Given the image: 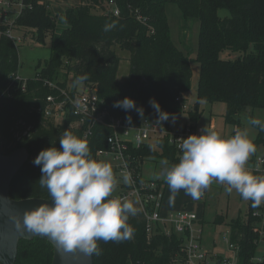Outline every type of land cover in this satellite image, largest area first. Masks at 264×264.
I'll return each instance as SVG.
<instances>
[{"label": "trees", "instance_id": "obj_1", "mask_svg": "<svg viewBox=\"0 0 264 264\" xmlns=\"http://www.w3.org/2000/svg\"><path fill=\"white\" fill-rule=\"evenodd\" d=\"M24 1L27 7L16 20V32L31 35L38 42H44L51 35V56L44 64L39 63L38 78L28 80L23 90L21 82H14L20 68L19 45L7 36L0 38V94H3L0 153L9 154L21 147L30 153L11 182L13 199L50 198L47 189L38 182L40 166L34 165L33 160L43 149L59 148V139L65 130L88 142L92 159L99 161L98 151L109 147L107 139L112 128L99 124L91 137L84 138L85 127L72 126L75 121L72 113H68L64 123L56 124L39 110L45 107L47 96L56 93L46 81L68 86L66 81L59 80L62 70L73 75L76 81L86 76L82 83L98 86L99 96L110 113L124 120L126 115H131L132 125H141L145 120L159 124L157 113L149 105L150 98H155L163 111L176 117L185 111V94L192 89L193 67L191 58L171 38L166 11L170 1L179 5L186 21L200 22L196 59L201 70L198 100L189 112L191 122L197 125L202 117L201 101L224 102L225 122L233 126V136L236 130H242V114L249 109L264 111V0H81L63 13L54 12L42 0ZM116 8L120 11L118 15L114 13ZM221 9L228 10L229 15L222 17ZM112 21L117 22L116 27L104 32V24ZM59 22L66 26L60 32ZM118 47L130 53V73L123 82L118 79L122 60ZM226 50L240 56L225 59L222 53ZM12 81L14 85L8 92L6 89ZM125 97L144 108L143 118L134 110L126 113L113 107L115 101ZM169 122L161 124L170 128ZM255 127L258 134L253 143L257 151L251 157L252 162L259 151L264 156V131ZM154 142L159 150L148 142L138 148L131 145L130 152L142 162L147 157L167 159L170 165L179 162L182 151L171 144L168 135ZM158 181L168 187L165 179ZM254 209L249 200V222H246L247 215L244 218L239 215L228 223L233 228L234 242L241 244L242 264L258 249L251 228ZM128 222L135 229L133 239L97 241L102 252L94 255L95 264H176L175 259L183 257V235L175 231L166 233L160 226L149 234L140 211L135 217L130 216ZM215 222L226 223V217L219 215ZM53 257L54 246L50 241L41 237L21 239L16 264H51Z\"/></svg>", "mask_w": 264, "mask_h": 264}, {"label": "clouds", "instance_id": "obj_2", "mask_svg": "<svg viewBox=\"0 0 264 264\" xmlns=\"http://www.w3.org/2000/svg\"><path fill=\"white\" fill-rule=\"evenodd\" d=\"M116 24L106 22L103 31L113 30ZM85 79L86 76L80 77L77 83ZM149 105L157 113V123H175L176 116L163 111L155 98L149 99ZM113 107L126 113L134 110L140 118L144 117V108L129 97L115 101ZM125 120L132 124L131 115H126ZM248 123L264 131L261 120L250 118ZM59 143V148L43 149L33 160L34 165L40 166L38 182L47 189L50 200L26 210L23 227L50 237L68 252L79 249L90 255L101 254L97 241L133 239L135 229L128 221L138 214L139 200L110 198L120 181L110 163L90 158L86 140L65 130ZM179 147L182 155L178 163L169 165L167 159L160 162L162 175L173 194L183 189L186 195L199 200L216 182L227 185V193L235 190L243 200H250L254 208L264 204V177L247 168L257 151L247 130H236L225 139L205 127L200 135L183 138ZM123 183H133L130 173L123 175ZM17 227H21L19 222Z\"/></svg>", "mask_w": 264, "mask_h": 264}, {"label": "built area", "instance_id": "obj_3", "mask_svg": "<svg viewBox=\"0 0 264 264\" xmlns=\"http://www.w3.org/2000/svg\"><path fill=\"white\" fill-rule=\"evenodd\" d=\"M27 7L24 0H0V38L7 36L17 45L22 41L19 35H16V20ZM114 13L118 15L119 9ZM141 18V16H140ZM4 26V28H3ZM38 78V77H36ZM18 80L22 83V89L27 88V81L19 76H14V82ZM12 81L6 91L9 92L13 87ZM48 85L56 90L47 96L46 105L39 110L44 111L47 117H50L56 124L60 120H66L68 113L75 116L74 125L85 127L84 138H89L94 133V128L101 124L112 128V133L107 141L109 147L98 151L99 161L102 156L113 159V171L121 185L120 192L115 196L118 199L127 198L135 201L139 200L137 205L139 211L146 219V227L149 234H153L160 226L166 233L177 232L184 236L182 245L183 257H177V264H242L241 244L233 240V228L230 226V236L225 238L229 243L232 255L225 257L218 252L208 249L204 243L203 217L194 210L179 209L165 211L166 187L158 180L149 179L142 175L139 168V161L133 157L131 145L141 147L150 142L154 137L160 138L168 135L171 144L180 149L179 145L183 138L192 134L200 135L196 125L191 121L176 131L166 127L164 124H151L144 121L141 125H129L124 118L116 117L103 105V101L98 93V86H85L83 89L78 87H61L56 83L46 81ZM3 94H0V100ZM181 100V97L177 98ZM186 107V102H185ZM222 136V135H221ZM223 137V136H222ZM225 138V137H223ZM226 139V138H225ZM181 150V149H180ZM253 156V155H252ZM251 156V157H252ZM248 161L247 168L252 174L264 177V156L263 153L256 156L255 162ZM130 173L133 183L124 184L123 175ZM253 219L252 230L256 237L254 243L257 245V252L251 255L247 263L244 264H264V204L255 208L251 212ZM250 215L246 216V222H249ZM242 237L240 236V240Z\"/></svg>", "mask_w": 264, "mask_h": 264}, {"label": "rangeland", "instance_id": "obj_4", "mask_svg": "<svg viewBox=\"0 0 264 264\" xmlns=\"http://www.w3.org/2000/svg\"><path fill=\"white\" fill-rule=\"evenodd\" d=\"M166 6L171 27V38L174 43L191 58L193 67L192 89L185 94V111L176 117L175 123H172L171 120L169 122L173 130L180 131L191 121L189 112L194 109L195 103L198 100L197 89L201 65L196 58L199 45L200 22L198 20L186 21L176 2L170 1ZM94 11L101 12V9H95ZM219 13L222 17L229 15V11L226 9H221ZM65 27L66 26L62 22H59L58 32L62 31ZM15 31L17 30L15 29ZM16 35L22 38V41L18 44L20 58L19 76L26 80L34 79L40 71L39 63L42 62L44 64L50 59L51 35H47L44 42H38L33 36H26L24 33L16 32ZM117 52L122 58L118 79L123 82L127 80L130 73V53L120 47L117 48ZM239 56V53H234L229 50L222 53V57L225 59H236ZM59 80L66 81L69 87L74 88V86L77 85L78 89H83L84 84L82 82L77 83L75 77L64 70L61 71ZM226 108L227 106L224 102L213 104L206 100L201 101L200 110L202 117L197 122L198 131L207 127L209 129L218 130L226 139L230 138L234 128L225 122L224 115ZM253 116L263 121L264 111L258 109L252 112V110L249 109V111L241 116L242 130L248 131L249 138L252 141L255 140L258 134V129L248 123L249 119L253 118ZM64 121L65 120L59 119L58 124H62ZM73 123L72 126H75ZM155 140H157V138L154 137L149 143H152L153 147L159 150L158 145L154 142ZM261 153L262 150L259 151L258 154ZM101 158L103 162L110 163L112 166L115 163L110 157L102 156ZM161 160H163V158L147 157L142 162L140 159L139 166L142 175L149 179L163 181L164 177L162 175ZM226 187L227 185L214 182L199 200H194L186 195L183 189L173 194L168 186L166 187L165 201H167V208H171L172 210L190 209L203 215L205 218L203 230L206 247L225 257H229L232 255V252L228 241L225 240V238H229L230 236V226L228 223L239 215L242 216V218L247 215L249 201L243 200L240 194L235 190H233L231 194L227 193L225 191ZM120 188L121 185L118 184L112 195L116 196L120 192ZM219 215H224L226 217V223L218 224L215 222Z\"/></svg>", "mask_w": 264, "mask_h": 264}, {"label": "water", "instance_id": "obj_5", "mask_svg": "<svg viewBox=\"0 0 264 264\" xmlns=\"http://www.w3.org/2000/svg\"><path fill=\"white\" fill-rule=\"evenodd\" d=\"M29 156L26 147L18 148L9 154L0 153V264H16L20 240H32L35 237L44 238L53 244L54 257L51 264H95L94 255L79 249L68 252L50 237L32 233L23 227L25 211L50 200L42 197L23 199L10 197L11 182ZM18 222L21 225L19 228Z\"/></svg>", "mask_w": 264, "mask_h": 264}, {"label": "crops", "instance_id": "obj_6", "mask_svg": "<svg viewBox=\"0 0 264 264\" xmlns=\"http://www.w3.org/2000/svg\"><path fill=\"white\" fill-rule=\"evenodd\" d=\"M42 1L48 3L49 6L52 8V10L56 13H63L67 9V7H69L70 5L78 4L81 2V0H42ZM169 127L171 128L170 123H169ZM171 129H173V128H171ZM211 130H214L218 134L221 135V133L218 130H216V129H211ZM165 210L166 211L172 210L171 208H167V201H165Z\"/></svg>", "mask_w": 264, "mask_h": 264}]
</instances>
